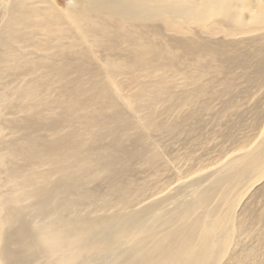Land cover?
<instances>
[{"label":"bare ground","instance_id":"1","mask_svg":"<svg viewBox=\"0 0 264 264\" xmlns=\"http://www.w3.org/2000/svg\"><path fill=\"white\" fill-rule=\"evenodd\" d=\"M61 1L0 2V264H264V0Z\"/></svg>","mask_w":264,"mask_h":264},{"label":"rangeland","instance_id":"2","mask_svg":"<svg viewBox=\"0 0 264 264\" xmlns=\"http://www.w3.org/2000/svg\"><path fill=\"white\" fill-rule=\"evenodd\" d=\"M0 2H1V0H0ZM61 2H63L64 3V0H62ZM258 187V186H257Z\"/></svg>","mask_w":264,"mask_h":264}]
</instances>
